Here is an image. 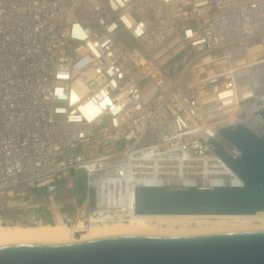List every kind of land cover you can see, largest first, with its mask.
Segmentation results:
<instances>
[{"label":"built area","instance_id":"1","mask_svg":"<svg viewBox=\"0 0 264 264\" xmlns=\"http://www.w3.org/2000/svg\"><path fill=\"white\" fill-rule=\"evenodd\" d=\"M263 109L264 0H0V219L67 193L59 220L97 225L138 186H239L207 141L239 155L217 130L262 134Z\"/></svg>","mask_w":264,"mask_h":264},{"label":"water","instance_id":"2","mask_svg":"<svg viewBox=\"0 0 264 264\" xmlns=\"http://www.w3.org/2000/svg\"><path fill=\"white\" fill-rule=\"evenodd\" d=\"M264 121V109L255 111ZM237 147L210 143L239 186H138L136 214H252L264 210V132L242 123L217 130ZM0 264H264V228L189 234H112L0 244Z\"/></svg>","mask_w":264,"mask_h":264},{"label":"bare ground","instance_id":"3","mask_svg":"<svg viewBox=\"0 0 264 264\" xmlns=\"http://www.w3.org/2000/svg\"><path fill=\"white\" fill-rule=\"evenodd\" d=\"M208 185V184H207ZM220 186V185H217ZM113 193L109 192V194ZM264 228V210L252 214H136L125 221L113 219L84 226L81 222L4 224L0 219V244L80 240L112 234H189L222 230Z\"/></svg>","mask_w":264,"mask_h":264},{"label":"trees","instance_id":"4","mask_svg":"<svg viewBox=\"0 0 264 264\" xmlns=\"http://www.w3.org/2000/svg\"><path fill=\"white\" fill-rule=\"evenodd\" d=\"M65 195L63 196L64 199H57L56 203H51V202H44L40 205V210L47 212L48 217L46 218V221L52 224H58L59 223V218L56 216L57 212H61L65 209V206L67 205H72V201L69 199L70 194H62Z\"/></svg>","mask_w":264,"mask_h":264},{"label":"rangeland","instance_id":"5","mask_svg":"<svg viewBox=\"0 0 264 264\" xmlns=\"http://www.w3.org/2000/svg\"><path fill=\"white\" fill-rule=\"evenodd\" d=\"M81 185H82V187H84V183L83 182H81ZM63 196H65V195H59V198H61V199H63L64 197ZM60 220L62 221V222H64L63 220H62V218H60ZM61 221H60V223H61ZM46 222V221H45ZM20 224H28L27 222H20Z\"/></svg>","mask_w":264,"mask_h":264},{"label":"flooded vegetation","instance_id":"6","mask_svg":"<svg viewBox=\"0 0 264 264\" xmlns=\"http://www.w3.org/2000/svg\"><path fill=\"white\" fill-rule=\"evenodd\" d=\"M48 217V213L46 212V218Z\"/></svg>","mask_w":264,"mask_h":264},{"label":"crops","instance_id":"7","mask_svg":"<svg viewBox=\"0 0 264 264\" xmlns=\"http://www.w3.org/2000/svg\"><path fill=\"white\" fill-rule=\"evenodd\" d=\"M68 197H71V195H69ZM54 204V203H53Z\"/></svg>","mask_w":264,"mask_h":264}]
</instances>
